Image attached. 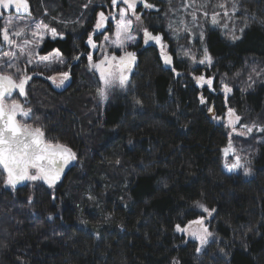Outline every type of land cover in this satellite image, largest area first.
<instances>
[{"label":"trees","instance_id":"obj_1","mask_svg":"<svg viewBox=\"0 0 264 264\" xmlns=\"http://www.w3.org/2000/svg\"><path fill=\"white\" fill-rule=\"evenodd\" d=\"M239 3L246 25L237 39L206 29L210 69L175 52L165 65L155 46L134 47L128 89L103 108L86 41L92 34L99 46L103 34L94 25L100 11L114 10L111 0H29L32 18L63 35L46 38L39 54L59 49L72 78L58 89L46 71L17 61L27 74L42 73L30 75L26 97L13 94L32 109L18 120L70 147L76 160L52 187L27 181L13 188L0 175V264H264V132L232 135L208 111L213 107L217 117L230 107L240 126L264 127V80L251 88L245 80L264 62V0ZM144 20L172 44L161 12ZM200 75L213 77L216 90L200 88ZM221 75L233 77L227 98ZM229 140L250 174L224 167ZM197 202L215 209L208 223L217 239L202 252L175 230L205 216Z\"/></svg>","mask_w":264,"mask_h":264},{"label":"snow or ice","instance_id":"obj_2","mask_svg":"<svg viewBox=\"0 0 264 264\" xmlns=\"http://www.w3.org/2000/svg\"><path fill=\"white\" fill-rule=\"evenodd\" d=\"M91 3V0H89ZM142 4L145 9H153L155 6L148 3L147 0H111V7L116 9L118 5H125L126 7L118 8L119 18L115 12L105 13L100 11L97 14V19L94 25V32H101L106 28L109 20H115V39L109 41V37L105 36V42L113 49L121 50L122 54H117L115 51L109 52L104 45H97L93 40V35L89 34L87 38V45L91 49H97L98 47L102 51V58L97 61L93 60L91 52L87 53V59L89 62V69L98 71L101 81H103L104 87L98 89V95L100 99H108V89L114 85L124 87L127 80V73L131 72L132 66L136 61V53L127 51L128 43H136V37L131 34L133 28V20L130 17H134L135 21H141V14L137 12V4ZM189 5H185L188 7ZM88 7V5H84ZM220 8L225 9L224 15H228L227 7L225 3L219 5ZM233 12L237 11L236 0L232 3ZM15 12L17 14H27L31 17V10L29 0H0V18L4 20L3 26H0V47L7 45L9 51L4 53V57H0V175L6 173L5 184L15 188L17 184L25 181H43L48 184L49 187L55 185L60 179L61 173L64 168L71 161L76 159V153L72 149L59 142H51L45 140L44 131L40 127H32L31 125L18 120V116L27 118L31 115L32 109L25 107L19 100L13 99V92L18 90V94L21 97H26V85L32 79V76L27 74L26 69H21L18 64L13 63V60H18L19 56L16 51L12 49H18L20 55L27 56V63L32 64V58L38 53L35 52V47L39 46V43L43 41L44 35L50 33L53 39L63 38V35L58 33L55 28H49L48 25L37 24L34 29L28 20L21 15L20 19H16L12 16H5L6 12ZM207 16V12L204 13ZM219 13L212 15V23H218L217 17ZM193 20H196V16L192 14ZM173 31L178 29L172 28ZM225 27H227L225 25ZM188 31L187 27L184 29ZM31 33L33 39H24L22 44H18L17 40L13 37H25L28 33ZM203 40V33L200 36ZM233 39L237 37L233 36ZM150 42H154L160 45V57L165 65H172L173 58L166 51L167 45L163 42V37L159 34L154 35L148 31L147 28L143 29V43L148 45ZM29 44L34 45V48L30 51H26ZM189 52H185V56H189ZM79 59V55L73 57ZM194 62L199 64H211L212 58L208 53V49H203V58L196 61L195 57H192ZM41 63L47 62L45 67H50L53 63L65 64V60L62 57V53L59 49L54 50V55L39 56ZM8 69H14L13 72H9ZM172 71L176 75L180 73L176 72L173 67ZM33 75H42V73H33ZM59 82L56 81L55 76L46 77L52 81L56 88H60L65 85V82L70 79L69 71H60ZM197 84L201 87L205 85L211 89L213 86V78L200 75L195 77ZM224 91H231L227 85L224 86ZM201 104H206L207 101L204 96L199 97ZM209 113H212V118L220 119L216 117L213 108L208 109ZM228 126L232 128L233 132H236L235 123L240 120L238 115H235L233 109H228ZM235 115V119L232 117ZM244 131L239 132V135H248L253 132V128H257L258 131L264 132V127H259L255 124L252 126L243 125ZM225 162L224 167L229 171L243 168L245 175L250 174L251 169L245 167L241 163V157L236 154L231 140L228 145L222 150ZM235 156L233 162H228L227 157L229 154ZM118 163V161H117ZM197 206L208 213L209 216L215 211V209H208L205 205L197 202ZM198 225L197 230H190L191 225ZM177 232H186L193 239L198 240L201 246H204L208 242V238L212 236V233L204 226V219H198L190 221L188 225L182 227L180 224L175 225ZM200 251V248H197Z\"/></svg>","mask_w":264,"mask_h":264},{"label":"rangeland","instance_id":"obj_3","mask_svg":"<svg viewBox=\"0 0 264 264\" xmlns=\"http://www.w3.org/2000/svg\"><path fill=\"white\" fill-rule=\"evenodd\" d=\"M159 1H161L162 3L164 2L165 4H158L156 2V0L155 1H147L148 3H151L155 6V8H153V9H145V8H143L142 4H139V3L137 4V12L139 14H141V21L137 22V21H135L134 17H130L133 20V28H132L131 34L136 37V43H128L127 44V51H131V50L138 51V50H135L133 48L134 47L139 48L140 46L146 47V46L152 45V46H155L160 53V45H157L154 42H150L148 45H145L143 43V29L147 28L148 31L152 32L154 35L159 34L163 37V42L167 45L166 51L172 57H173V52H175V53H177V55L179 57H187L194 64L201 66V67H204V68L209 67L208 69H210L214 65V59L213 58H212L211 64H208V63L199 64L197 62H194L192 59L193 56L195 57L196 61L203 58V49L205 47L202 44H203V41L205 40L206 29L209 27L210 28H218L229 39L235 40L232 37L235 36L238 38L241 35V33L244 30L245 25H246L244 22V19H242L241 16L239 15L240 14V12H239V9H240L239 0H236L237 11H235V12H233V10H232L233 0H159ZM221 3L226 4L227 11H228L227 16L224 15L225 9H222L219 7V5ZM185 5H189V6L185 7ZM119 7H126V6L125 5H118V7L112 11V12L116 13L117 19L119 18V15H118V8ZM30 10H31V8H30ZM158 12H161V17L165 20V28L164 29H165V32L167 33V35L170 37V40H172V44H170L165 39V37L162 33L156 32L155 30H152L151 28H148V26L145 25L144 15L150 14V13H158ZM205 12H207V14H208L207 16L204 15ZM193 13L197 17L196 20H193V18H192ZM214 13L220 14L217 17L218 23H216V24H213L212 19H211L212 15ZM21 15H23L24 19L29 21V23L32 25L33 29H34L35 25L42 24L40 22L35 21L32 18V16L28 17L27 14H17L14 11L5 13V16H12V17H15L16 19H20ZM148 17H149V15H148ZM110 22H112L113 24H111ZM3 23H4V20L2 18H0V26H3ZM170 24L172 25V28L178 29V31H173L172 29H170V27H169ZM43 25H45V24H43ZM115 25H116V21L110 19L106 25V28L104 30H102L101 32H96V33L97 34H103L99 45H104L109 52L115 51L116 53H118V52L122 53L121 50H119V49L111 48L108 44H106L105 39H104L105 36L109 37V41H111L112 39H115V35H114ZM225 25L227 27H225ZM111 26L114 27V29L112 31H110L108 29V28H111ZM185 27H187L188 31L184 30ZM201 33H203V40H201V38H200ZM48 37H51L50 33H46L44 35L43 41H41L39 43L38 47H35V52L38 53V55H36L32 58V64H29V65L30 66H36L38 69L46 71L47 77L55 76L56 81L59 82L60 76L58 75V73L60 71H68L69 66L71 64V61H70V63H68L65 60L64 65H60L59 63H53L50 67H45V64L47 62L41 63L39 61V56H43V55L39 54L38 49L40 48V46L42 45L44 40ZM13 39L17 40L18 44H22L24 39L32 40L33 37L31 35V33L29 32L25 37H13ZM33 48H34V45L29 44L27 46L26 51H30ZM0 50L7 52V51H9V47L7 45H4L3 47H0ZM12 50L16 51L17 55L19 56L18 60L12 61L13 63L17 64V61H18V63H21V62H19L21 60H22V62L27 61V56L26 55H20L18 49H12ZM186 51L190 53L189 56L184 55V53ZM90 52L92 53L93 58L95 57L93 59L94 61H97L100 58H102V51L99 47L97 49H91L90 48ZM46 55H54V51L49 53V54H46ZM6 60H7V57H6ZM26 65H28L27 62H26ZM96 72L98 73L97 76H99V78H100L99 72L98 71H96ZM33 73H36V72H33ZM33 73H28V75H33ZM131 73H132V70H131V72L127 73L128 80H127L124 87L121 88L118 85H114L112 88L108 89V99L107 100L102 101L99 97L101 106L103 108L107 104H109L110 102L114 101L121 93L125 92L128 89V87L130 85L129 80H130ZM71 78L72 77L70 76V79L68 81H66L65 85L62 87H65L68 83H70ZM211 78H213V77H211ZM245 80H246V85L248 88H251V86H253L254 82L264 80V62H260L258 64L253 65L252 67H250L248 70V73L245 74ZM220 82H221V85L219 87V90L227 98L229 95L232 94L233 77H229V76L225 77V76L221 75L220 76ZM225 85H227V87L230 88L231 91L225 92L224 91ZM54 87H55V85H54ZM62 87H60L58 89H61ZM103 87H104V84H103V81H101V87L100 88H103ZM199 87L203 88L201 86H199ZM204 87H207V86L205 85ZM210 90L211 91L216 90V89H214V78H213V86ZM211 108H213V107H211ZM228 109H233V108L227 107L226 111L224 112V114L222 116H217V117H220V119H216V121L218 123H222L223 125L228 127L231 130L232 135L241 136V137L248 136L249 134L248 135H239L238 134L239 132L244 131L243 127L240 126V120L235 123L236 132H233L232 128L228 126V118H229L227 115ZM214 113L216 114L215 110H214ZM234 113H235V115H238L235 110H234ZM235 115L232 117L233 120L235 119ZM249 126H252V125H249ZM233 147H234V144H233ZM242 164L245 167H248L247 164H245V163H242ZM240 170H241V168H240ZM199 209L203 212V210L201 208H199ZM203 213L205 216H200V217L194 219L193 221L203 218L204 219V226H206L208 228V230L212 233V236H210L208 238V242L204 246H201L199 241L193 239L188 233L178 232L181 235H184L186 237L187 241L197 242L198 248H200V252L204 251L206 249V247L208 246V244H210L212 241L217 239V233L215 232V230H213L211 228L210 224L208 223L211 216H209L208 213H206V212H203ZM188 224L189 223H187L186 225H188ZM182 227H184V226H182ZM198 227H199L198 225L192 224L190 230H197Z\"/></svg>","mask_w":264,"mask_h":264},{"label":"water","instance_id":"obj_4","mask_svg":"<svg viewBox=\"0 0 264 264\" xmlns=\"http://www.w3.org/2000/svg\"><path fill=\"white\" fill-rule=\"evenodd\" d=\"M131 52H132V51H131ZM121 54H122V53H121ZM137 60H138V57H137V55H136V61H135V64L132 66V69H131V70L134 69V67H135V65H136V63H137ZM15 92H18V90H17V91H14L13 94H14ZM44 138H45V137H44ZM75 160H76V159H75ZM75 160H74V161H71L69 164H67V165L65 166L64 171L61 173V177H60V179H59L57 182L61 181V180L67 175V173L69 172V170L72 169V167L75 165ZM57 182H56V183H57ZM26 183H27V181H25V182H23V183H20V184H17L15 187H21V186L25 185Z\"/></svg>","mask_w":264,"mask_h":264}]
</instances>
